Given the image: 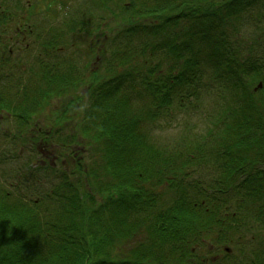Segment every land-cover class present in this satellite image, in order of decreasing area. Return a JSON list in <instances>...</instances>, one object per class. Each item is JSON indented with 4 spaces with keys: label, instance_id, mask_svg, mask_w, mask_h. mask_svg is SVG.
Returning <instances> with one entry per match:
<instances>
[{
    "label": "rangeland",
    "instance_id": "rangeland-1",
    "mask_svg": "<svg viewBox=\"0 0 264 264\" xmlns=\"http://www.w3.org/2000/svg\"><path fill=\"white\" fill-rule=\"evenodd\" d=\"M130 1H134V6L138 8V1L140 0H113V3H108V8L115 3V11H123L125 6L129 5L130 9L134 7ZM210 1L212 0H206L205 2ZM144 2L152 4L153 0H144ZM222 2L220 0L221 4ZM176 3L178 2L171 5L174 6ZM163 4L164 6H162ZM160 5L161 9L168 7L166 11L170 15L177 11L176 7L172 9L163 0H161ZM95 6L96 2L93 0H69L68 7L65 8L68 13L71 10L73 11L74 14L70 16L76 15L75 20H79L82 16L87 19L88 12H90L91 18L100 16V19H98L99 25L96 26V29H93L95 26L92 27V35L91 33L90 35H80L77 29H72L66 35L67 39L82 37L85 38L87 43L89 38L102 39L105 36L104 38L107 39H104L98 45L97 42L92 46H88L86 43L87 49L78 54V59L81 55L82 60L87 58V61L80 64V67L73 74L70 73L69 80L73 84L74 82L79 83L64 88L67 71H70V62L66 58L69 53L72 55L75 53L73 51L75 46L73 45L68 46L71 51H68L65 47L60 49V52L54 49V52L49 50V57L53 54L59 57L58 65L43 69V74L22 72L18 66L8 69L9 73L6 75L0 70V103H8L10 108L16 110V112L11 111L13 115L8 110H0V185L8 190L11 199H21L23 197L26 200H36L38 202L36 208L40 213L36 218L43 222L58 224L57 214L63 212V206L67 214L72 215L71 202L75 199L73 197L75 192L71 189V185L80 189L83 181L82 185L90 190V195H92L96 205H99L104 202L105 197H108V195L114 196V193L119 190L120 185L116 184L123 173H126L127 178H132L129 181H121L122 183L127 181L128 186L131 185L130 189L135 186L151 194H156L155 200L159 207L172 204L174 200L178 199L179 195H175L179 193L178 188L170 189L171 192H168L165 186L152 187L149 183L150 178L147 181L142 180L143 178L136 179L137 176L134 173L140 168L138 165L133 164L131 167H123V162H121L117 165L121 172H118L115 177L113 173L111 174L113 168L109 167V156L118 157L111 155L114 150L120 152V156L122 155V152L115 146L122 149L124 145L129 147L138 145L140 139L137 132L145 135L142 138L144 143L151 144L148 149L150 154L151 152H157L159 146L163 148V145L167 146V150H174L176 148L174 145L177 144L182 145L185 151L190 152L194 148V145L190 142V137L195 134L197 136L199 134L200 137L207 136L206 131L213 124V121L209 123L210 115L216 116L224 101L228 103V107L240 101L237 100L236 95L229 96V93L222 92L227 80L222 69L228 66L224 65V62L232 54L231 50L234 49L233 51L241 56L239 61L242 60V63L244 61L245 66L233 63L236 72L242 74V80L245 82L242 83L244 89L252 91L251 93L255 98H261L264 93L263 85L256 88L258 84L256 75L264 76V0H242L239 8L231 12L232 20L228 19L227 22H220L218 16L214 18L208 14L201 15V13H206L203 10L194 14L187 12L184 17L179 15L177 18L179 22L176 19L175 22H171L173 17L170 21H167L166 14L145 16L142 18V23L147 24L150 30L153 26H156L155 29L158 33L153 34L150 31L145 37H140L139 40L136 38V43L131 38L129 39V36L125 37L127 39L126 46L119 40H115L118 36L116 33L113 38L107 36L117 25L126 24L118 19L120 14L112 15L108 13L106 15V12L100 11V8ZM219 7H221V13L225 14L226 8H223L220 4ZM131 11H133L134 17L139 12L138 9H132ZM206 21H212L211 25L215 30L203 27ZM30 22L38 24V29L28 36L46 38L58 31L56 30L58 27H55V29H52V27H54V24H61L62 18H53L44 14L34 16ZM176 27L178 28L176 29ZM222 30H225V35ZM215 34L221 37L225 36L227 40L232 41L230 48L224 42L228 50L223 45L222 47L217 45L213 49V42L216 41ZM110 38H112V41ZM173 40H175V44L172 43ZM30 43L29 48L26 43L20 45L18 47L21 51L20 58L16 59L13 56L10 61H26L30 58L34 60L38 54V47H35L32 42ZM153 44L156 45L154 51L151 50ZM187 44L188 50L186 49ZM170 45H176V48H185L186 54H183V59H190L195 68L198 67L197 70L201 72V78L191 80L192 85L187 86V90L197 83L199 84L198 87L201 90L203 88L207 93L198 102L194 98L187 99L184 102L175 99L169 108L174 109L173 113L167 110L164 117L158 120L161 110L155 103L156 94L149 89L142 90L139 86L136 87L134 83L141 87L144 85L140 79L143 76L142 71H145L146 68L143 67V63L147 60L149 67L160 66L158 72L163 74L159 79V83L170 80L169 78L172 77L173 72H165L170 69L171 65L176 66V63H171V60H174L175 57L173 51L169 52L168 57L165 56ZM1 46L2 44H0V57H4L8 54L9 45L6 44L3 48ZM15 52L14 49L13 53ZM122 52H124V55ZM215 52H218L219 55ZM116 54L118 55L113 60ZM131 55L132 57H130ZM151 59L154 61H151ZM50 60L52 63L55 62L54 59ZM81 65H83V68L85 65L87 67L83 69ZM171 70L173 71V68ZM65 71L66 76L63 74ZM96 71H98L97 80L94 77ZM174 72H177V70ZM115 74L123 79V85L121 86L124 89L134 92L125 101H117L118 104L113 109L108 108L92 117H87L89 114V111L86 110L87 104L91 102V99L98 98L97 93L94 92L95 85L96 87L98 85L102 86L107 78ZM59 75L60 82L61 78L65 79L59 86L63 89L58 88L61 93L49 85L46 86V84L52 82L55 76L58 77ZM151 77H156V73H153ZM228 85L230 86L231 82ZM3 90H6L8 95L1 100ZM10 91H12L11 94H9ZM185 92L186 89L182 86L181 90H174L173 94L177 96L182 93L184 95ZM102 94L104 98L105 94ZM33 114H35L34 117H32ZM58 116L61 117L58 119H60L63 126L62 129L57 130L60 136L56 137L52 131L49 136H46L50 138L52 145H49L48 149H44V144L38 145L41 153L39 156L30 153L31 150H34L30 137L38 125L52 128L56 121L55 118ZM26 117L32 118L29 123H26L24 119ZM226 117L228 118V115L222 113L219 119L223 120ZM34 126L35 128L32 129L31 127ZM117 128H120L121 131L117 132ZM218 130H221V126L214 128V135L212 139L210 137L211 141L208 140L210 142L207 146L210 147L218 141L221 135ZM112 134H116L117 138L108 139L106 137ZM62 142H64V146L61 145ZM108 150L110 155H108ZM45 151H47L49 157L46 162L43 161ZM200 152L205 157L210 155L207 148L201 149ZM122 158L121 156L119 159ZM212 159L216 158L208 157L203 162L210 169H208L209 167L200 169V165H197L193 168L194 172L185 178V180L191 179L189 190L196 186L205 188L204 184L208 180V178H205L206 174L212 177L214 172L222 169L219 162L214 167L210 166L209 164L213 163ZM50 161L51 163H49ZM78 165L82 167L81 170ZM109 169L111 170L109 171ZM148 172V169H144L142 174L145 175ZM110 177L114 183L109 182L107 186L105 183H101L108 181ZM67 180L69 181L65 185ZM84 188L81 190L83 193L85 192ZM120 190L125 192L124 188H120ZM205 191L201 190L204 193ZM193 196L194 193H192V196H188L190 201H197L193 199ZM64 198H66V201ZM112 199L116 200L115 198ZM83 200V208H86L89 204L88 200H85V197H83ZM226 200L229 205L225 208L224 214L218 217L222 220V223L214 224L210 233L202 231L200 234L201 239L197 236V239L191 237L189 247L190 249L193 248L192 251L195 254L194 257L187 259L191 264H251L254 260L256 262H259V259L262 258L264 260V218H260V222L253 217V213L263 211L264 206H261L259 201H249L245 205V209L242 206L235 205L234 200L230 199L229 196ZM29 204H31L30 201ZM108 206L112 208L113 212H117L112 222H115V220L117 222L123 221L121 222L124 224L123 229L126 226L133 228L131 235L128 236L130 239H127V243L122 246L119 245L113 251L115 256L119 252L125 255L131 248L148 243V233L145 227L136 224V221L144 214H136L133 210L132 214L126 211L125 214L121 211L118 212L117 206L112 205L111 199L108 200ZM69 207L71 208L69 209ZM234 212L239 216L235 215L234 217ZM90 214L98 217V224H103L109 215L107 211L101 210V208ZM240 216L245 218L244 226H239ZM63 223H67V221H63ZM233 225L239 226L236 229L240 230L238 232L233 230ZM169 242L170 240L164 243L163 246L169 245ZM225 247H228L229 250L227 251ZM166 264L174 263L168 262Z\"/></svg>",
    "mask_w": 264,
    "mask_h": 264
},
{
    "label": "trees",
    "instance_id": "trees-1",
    "mask_svg": "<svg viewBox=\"0 0 264 264\" xmlns=\"http://www.w3.org/2000/svg\"><path fill=\"white\" fill-rule=\"evenodd\" d=\"M93 1L96 2L95 7H99L100 11L106 13L109 11L108 3H113V0ZM163 1L171 6L172 9L176 7L175 9H177V11L170 15L168 11H166L168 7L161 9V0H153L152 4L140 0L138 1V8L134 6V1H130L135 8L132 7L129 9L130 5L125 7L122 11L123 16L118 17L119 20L123 21V24H126L117 25L107 36L113 38L118 35L115 40H119L126 46L127 39L125 37L129 36L128 38H131V40L136 43V38L139 40L140 37H145L150 31L153 34L158 33L155 29L156 26H153L150 30L147 24H138L139 22L135 20L136 17H134L133 11H131L132 9H138L139 12L136 13L137 16L142 15L143 17L166 14L165 17L167 21H170L173 17V21L171 22H175L179 15H183L184 17L187 12L194 14L203 10L206 11V13H201V15L208 14L214 18L218 16L220 22H227L228 19L232 20L230 15L231 12L236 11L242 3V0H222V4L220 0H212L210 2H205L206 0ZM68 2L69 0H52V5L62 3L64 8ZM175 2L178 3L172 6L171 4ZM219 4L222 5L223 8H226L225 14L221 13ZM162 6H164V4ZM52 11L51 9H47L49 14H51ZM89 13L90 12H88L87 19L82 16L79 20H75L76 15L70 16L63 11L61 14L62 17H60L61 15L58 17L59 19L62 18V25L60 28L58 27L56 29L58 31L53 35H57L56 39L58 40V34L63 30L62 28L66 27L69 21L70 24L74 26L72 29L80 31L78 34L90 35L91 33L92 35V27L95 26L93 29H96V26L99 25V16L98 18L96 16L91 18V14ZM49 17L54 18L55 16ZM196 17L199 18L197 15ZM70 19L73 20L71 21ZM88 20L91 21L89 22ZM211 23L212 21H206L204 26L208 29H214ZM222 32L225 35V30H222ZM104 37L102 39L89 38L88 43L85 41V38L82 37L72 39L80 40L82 43H87L88 46H92L94 43L97 42L98 44L99 41L102 42L106 39ZM214 37L216 41L213 42V49L217 45L221 47L223 45L224 48L227 49L224 42L229 45V48L232 45V41L227 40L225 36L221 37L215 34ZM64 38L65 35H62V39ZM112 38H110L111 41ZM172 43L175 44V40H173ZM5 46L6 44H2L1 48ZM155 46L156 45L153 44L151 47L152 51H154ZM41 47L42 50L38 55L41 56L40 60H43L42 66L48 61H50L51 66L58 65L57 62L59 57L57 55L53 54L51 57L48 56L49 50L54 52L56 47H49L47 43L42 44ZM168 48L165 56L168 57L169 52L173 51L175 57L174 60H171V63H176L175 67L170 64V69L165 72H173L172 77L169 78L170 80L160 82V84L159 79L163 74L158 72L160 66L149 67L147 60L143 63V67L146 68L145 71H142L143 76L140 79L142 80L141 83L144 85L141 87L134 83L136 87L139 86L142 90L149 89L156 94L155 103L161 110V114L157 118L158 120L164 117L167 110L173 113L174 109L169 108L172 106L175 99L184 102L187 99L194 98L196 102H198L203 98L205 93H207L203 88L201 90L197 83L193 84L194 86L187 90V86L192 85L190 83L191 80L201 78V72L197 70L198 67L195 68L194 63L190 61V59H183V54H186L185 48H176V45H170ZM188 48L187 44L186 49L188 50ZM233 50H231L232 54L228 56V58L226 57L227 59L224 62V65L228 66L222 69L224 76L226 75L227 77L222 92L229 93V96L234 94L237 100L240 101L230 105L231 107H228V103L224 101L222 104L223 106L218 109L219 112L216 113V116L210 115L211 118L209 119V123L213 121V124H211L206 131L207 136L200 137L199 134L198 136L195 134L193 137H190V142L194 145V148L191 149L190 152L185 151L182 145L177 144L174 145L176 146L174 150H167V146L163 145V148L159 146L157 152H151L150 154L148 149L151 144H146L144 142L143 146L140 144L133 147L124 145L122 149L115 146L122 152V159H119L121 157L120 152H115V150L111 152L112 156H118L116 158L119 159L112 164L113 170L111 174L113 173L115 177L118 172H121L120 168L117 167L121 162H123V167H131L133 164L140 166L134 173L135 176H137L135 178H143L142 180L145 181L150 178L151 170L154 168L158 173L157 177L159 183L157 185L165 186L168 192H171L170 189L178 188L179 193L175 194L179 195L178 199L174 200L172 204L159 207L155 200L156 194H151L135 186L130 189L131 185L128 186L127 181L132 177L127 178L128 176H126V173H123L116 184H119L120 188H124L125 192L119 188V190L114 193V196L108 195V197L104 198V202L99 205H96L92 195H90V190L84 188L82 185L84 183L83 181L81 182L80 189L73 185L70 186L69 183V186L73 192H75L73 195L75 199L71 202L72 215L69 213L67 214L63 206V212L57 214L58 217L56 219L58 224H55L46 221L43 222L36 218L40 214L36 208V204L38 203L36 200H26V198L23 197L21 199H11L8 190L0 185V264H166L168 262H173L174 264H191L190 261H187L190 257L195 256L192 251L193 248L190 249L189 247L191 237L193 239L200 237L201 239L200 234L202 231L210 233L214 224L222 223V220L218 219V217L224 214L225 208L229 205L226 200L228 196L230 199L234 200L235 205L239 207L242 206L245 209V205L249 201H259L260 205L264 206V93L261 98H255L251 93L252 91L244 89V84L242 83L245 82L242 80V74L236 72L235 67H233L235 63L236 65L243 66L244 61L243 63L242 60L239 61L241 56H238ZM122 54L124 55V52H122ZM215 54L219 55L218 52H215ZM117 55L118 54L114 55L113 60ZM130 57H132V55ZM50 59H54L55 62L52 63ZM151 61L154 60L151 59ZM171 68H173V71ZM42 70L43 69H40V74ZM175 70H177V72H174ZM68 72L70 71L68 70ZM43 73L44 71L42 74ZM97 73L98 71L94 73L96 80L98 79ZM153 73H156V77L154 78L151 77ZM63 74L66 76V71ZM70 75L71 74L67 73L66 81L61 78V82L59 79L60 75L58 77L55 76L52 82L46 84V86L49 85L54 90L61 93L59 89L63 88H59L60 83L65 81L64 88L79 83H70ZM256 76L258 78V83L263 82L262 89L264 90V76L258 74ZM122 80V78L115 74L107 78L102 86L98 85L96 87L95 85L94 92L101 94L98 95V98L91 99V102L87 104L88 107L86 110L89 111L87 117H92L98 112L107 110L108 108L113 109V107L118 104L117 101H125L134 92H130L129 89H124V87L121 86L123 85ZM229 82H231L230 86L228 85ZM202 84L204 83L202 82ZM182 86L186 89L185 94L182 95V93H180V95H174L173 91L181 90ZM103 90L105 91L103 92ZM102 92L105 94L104 98L102 97ZM11 93L12 91L9 92V94ZM7 95V91L3 90L1 100L7 97ZM241 101L243 102L241 103ZM1 109L8 110L11 115H13L11 111L16 112L14 108H10L8 103H0V110ZM61 112L63 111L61 110ZM222 113H226L228 118L226 117L223 120L219 119ZM34 116L35 114H33L32 117ZM58 118L61 117L58 116L55 118L56 121L52 128L38 125L37 129L30 137L34 148L30 153L36 154V156L41 155L38 148L40 144H44V149H48L47 147L52 145V141L46 136H49L52 131L55 133L56 137L60 136L57 130L62 129L63 126ZM24 119L26 123H29L32 118L26 117ZM217 126H221V130H218L221 134L220 138L215 144L209 147L207 144L211 141L214 135V128ZM31 128L33 129L35 126ZM116 131L119 132L121 130L117 128ZM137 133L138 136L142 138L145 137L143 133ZM106 137L108 139L117 138L116 134ZM63 143L64 142H62L61 145H63ZM206 148L209 149L210 155L205 157L201 155L202 153L200 150ZM108 155H110V151ZM44 156V162L49 160L47 151H45ZM208 157L216 158L211 160L213 163L209 164L210 166L214 167L217 165V162H219L222 169L214 172L212 177L206 174L207 176L205 178H208V180L204 184L205 188L202 186L198 188L196 186L189 190L191 179L185 180V178L194 172L193 168L197 165H200V169H207L209 166L204 165L203 162H205ZM112 158L113 157L109 156L110 160ZM78 166L81 170L82 167L80 165ZM152 166L153 168L150 170ZM143 167L147 168L150 172L143 175L141 171ZM76 169L78 170L77 167ZM111 169H109V171ZM208 169H210V167ZM124 180L127 181L122 183L121 181ZM68 181L69 180L66 181L65 185H67ZM82 188L85 189L84 193L81 192ZM201 190L206 191L204 193L201 192ZM192 193H194L193 199L198 202L190 201L188 196H192ZM83 197H85V200H88L89 203L86 208H83ZM109 199H111L112 205L114 204L117 206L118 212L121 211L125 214L126 211L132 214L133 210L136 214H144L143 217L141 215V218L136 221V224L140 227H145L149 239L147 244H139L135 248H131L125 255H122L121 252L116 256L113 254V251H115L119 245L122 246L127 243V239H130L128 236L131 235L133 228L126 226L123 229L124 224L121 223L123 221L117 222L115 220V222H112L117 212H113L112 208H109ZM64 200L66 201V198H64ZM29 201L31 204H29ZM71 207H69V209ZM98 208L109 213L103 224H98V217L90 214ZM235 215H237V217L239 216L234 212L233 216L235 217ZM253 217L257 221H260V218H264V210L253 213ZM239 218V226H244V216H240ZM63 221H67V223H63ZM239 226L233 225V230H237L238 232L240 229H236V227ZM169 240V245L163 246V244ZM259 260V262L254 260L251 264H264L263 258Z\"/></svg>",
    "mask_w": 264,
    "mask_h": 264
},
{
    "label": "flooded vegetation",
    "instance_id": "flooded-vegetation-1",
    "mask_svg": "<svg viewBox=\"0 0 264 264\" xmlns=\"http://www.w3.org/2000/svg\"><path fill=\"white\" fill-rule=\"evenodd\" d=\"M67 7L68 4H66V6L63 8L62 3H59L58 5H52V0H0V44L2 43L9 45V54L6 53V56L0 57V70L3 71L4 75L9 73L8 69H11L12 67L16 68L17 66L22 72H28L30 74H38L40 73V69H47L51 66L50 61L42 66L43 60H40L41 56L38 54L34 58L35 61L32 60V58L26 61L12 62L10 60L13 56L16 59L20 58L21 51L18 49V47L23 43H26L28 48L31 45L30 42H32L33 45L37 47V40H39L37 36H28L38 29V24L30 22L34 16L45 14L48 16H55L54 18H58L63 13V11L69 15L74 14L72 10L69 13L65 11V8ZM47 9L53 10L52 13L49 14ZM108 13H111L112 15L120 14L119 16H123L121 10L115 11V3L109 8V11L106 13V15ZM61 25L62 24H54L52 29H55V27H60ZM69 25L70 24H67L65 28H62L64 33L62 34L60 32L58 34V40L56 39L57 35H51V37L47 39L46 42L49 47H56L55 50H58L57 52H60V49H63V47H65L68 51H71L68 49V46H75L73 49L75 53H73V55L69 53L66 58L70 62V72L73 73L80 67V64L87 61V58L82 60L81 55L80 59H78V54L82 53L81 51H85V49H87V45L86 43H82L80 40L66 38V35L70 33L71 29L74 27L73 24L70 26ZM62 35H65L64 39H62ZM98 44H101V41H99ZM14 49L16 50L15 53H13ZM86 67L87 66L85 65L84 68ZM81 68H83V65H81Z\"/></svg>",
    "mask_w": 264,
    "mask_h": 264
},
{
    "label": "bare ground",
    "instance_id": "bare-ground-1",
    "mask_svg": "<svg viewBox=\"0 0 264 264\" xmlns=\"http://www.w3.org/2000/svg\"><path fill=\"white\" fill-rule=\"evenodd\" d=\"M142 18H143V16L142 15H140V16H136V19L135 20H137V22H139L138 24H143L142 23ZM177 22H179V21H177ZM203 27H205V26H203ZM178 27H176V29H177ZM138 136V135H137ZM139 139H140V142H139V144L141 145V146H143V139H142V137H140L139 136ZM113 162H112V161ZM111 160H109V167H112V164L114 163V161H117L118 160V158H112ZM151 168H153V166L152 167H150V170H151ZM144 169H147V168H145V167H143V169L141 170L142 172H143V170ZM149 171V170H148ZM150 172V171H149ZM157 172L155 171V169L153 168L152 170H151V173H150V183H151V185H152V187H157L158 185V183H159V181H158V177H157ZM114 183L113 182V180L111 179V177L109 178V180L108 181H103V182H101L102 184L103 183H105V185L107 186L108 185V183ZM119 222V221H118Z\"/></svg>",
    "mask_w": 264,
    "mask_h": 264
},
{
    "label": "water",
    "instance_id": "water-1",
    "mask_svg": "<svg viewBox=\"0 0 264 264\" xmlns=\"http://www.w3.org/2000/svg\"><path fill=\"white\" fill-rule=\"evenodd\" d=\"M261 85H262V83L261 82H259V84L256 86V88H258V87H261ZM255 88V89H256ZM226 250L228 251L229 250V248H226Z\"/></svg>",
    "mask_w": 264,
    "mask_h": 264
}]
</instances>
